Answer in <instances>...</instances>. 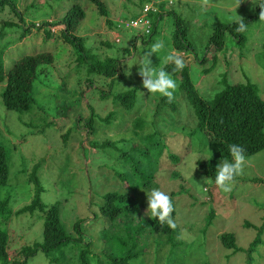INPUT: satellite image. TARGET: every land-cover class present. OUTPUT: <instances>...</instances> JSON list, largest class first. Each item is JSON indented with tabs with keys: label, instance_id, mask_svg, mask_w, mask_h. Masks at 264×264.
Listing matches in <instances>:
<instances>
[{
	"label": "rangeland",
	"instance_id": "1",
	"mask_svg": "<svg viewBox=\"0 0 264 264\" xmlns=\"http://www.w3.org/2000/svg\"><path fill=\"white\" fill-rule=\"evenodd\" d=\"M102 1L112 27L88 4L75 34L100 58L109 56L119 61L120 69L112 83L86 73L85 64L75 60V53L58 37L60 25H41L59 21L72 3L82 6L84 0H12L16 13L0 4V22H14L4 27L0 36L3 71L23 54L48 51L52 56V63L40 67L33 81L29 110H7L0 100V145L8 165L0 197L9 196L12 211L28 203L33 187L27 178L36 165L42 187L40 199L46 205L58 203L65 231L76 238L72 223L81 220L83 236L79 243H89L86 264H109L107 256L114 252L103 243L101 230L112 228L98 215V196L106 191L127 192L128 183L136 182L133 169L143 173L150 170L149 184L132 192L139 203L132 223L149 218L145 215L146 192L159 188L174 193L173 219L179 234L173 246L163 235L150 234L142 253L129 264H245V249L256 235L254 226L262 230L249 254L251 264H264V148L246 156L247 164L236 177L233 190L223 192L196 165V160L209 156L212 144L203 132L193 131L194 116L183 93L177 88L173 105L160 101L161 95L143 88L138 65L143 52L162 39L165 49L151 57L153 66L162 67L164 55L172 50L175 15L186 28L185 39L192 51L182 54L189 65L190 80L202 98L210 99L224 84L249 81L264 99V21L259 19L261 9L257 10L264 1L240 0L239 4V0H208L203 7L202 0L162 2L164 14L156 20L150 38L140 33V26L113 27L120 18H131L140 11V0ZM241 18H248L241 42L226 37L213 63V48L206 47L212 28ZM25 27L28 30L22 34ZM46 29L51 32L48 38L43 36ZM115 33L118 42L113 39ZM3 87L1 81L0 92ZM133 87L136 97L131 109L113 103L114 92ZM106 116L109 122L104 123ZM153 139L156 142L151 144ZM104 140L115 144L105 148L90 144ZM121 151H125L122 156ZM208 210L213 211V217L205 226ZM38 214L33 211L0 219V226L8 233V259L16 258L21 245L39 241L42 218ZM115 221L121 224L123 219ZM245 222L250 227H245ZM225 231L233 234L236 251L221 245L219 237ZM74 244L61 245L47 255L38 252L21 264H80Z\"/></svg>",
	"mask_w": 264,
	"mask_h": 264
},
{
	"label": "trees",
	"instance_id": "2",
	"mask_svg": "<svg viewBox=\"0 0 264 264\" xmlns=\"http://www.w3.org/2000/svg\"><path fill=\"white\" fill-rule=\"evenodd\" d=\"M151 0H140L139 8L141 10L144 4ZM260 2L264 0H258ZM85 4L82 6L77 2L72 3L59 21L45 22L41 25H60L58 37L66 43L73 53H75V60L79 63H84L87 74H97L104 79H108L110 83L116 78V73L120 69L119 61L114 57L98 55L91 52L83 45V38L75 34L77 23L82 20L84 15L85 5H93L100 15L105 16V22L110 27L111 22L107 18V10L102 0H84ZM162 2L155 4L157 12H148L150 18V30L147 38H150L154 32V24L160 18L164 11L162 9ZM1 5H8L9 8L16 13V7L12 0H0ZM154 6V5H153ZM260 7H257L259 12ZM133 13L131 18L139 15ZM171 13L170 11H167ZM20 19V17H18ZM125 19V18H120ZM240 20V19H239ZM236 21L217 23L211 30L207 37V46L213 48L212 59L215 62V52L224 44L226 37L232 38L236 42H241V32H237L238 26ZM244 22L248 18H243ZM20 21V20H19ZM14 22L1 20L0 22V36L3 35L4 27H10ZM52 23V24H51ZM175 28L171 32L170 44L171 49L180 53L184 50L192 51V47L185 39L186 28L183 20L174 15ZM116 24H113L115 27ZM28 28L21 29L22 34ZM48 29L43 32L44 38L50 36ZM142 35H144L142 33ZM143 43V40H142ZM104 45H107L104 42ZM201 61L204 60L201 56ZM52 63L51 53L48 51H37L21 55L18 59L10 63L8 68L3 71L2 63L0 61V82L4 81V87L0 92V100L3 107L7 110H29L33 105V99L30 94L33 81L36 78L39 68ZM165 70L168 71L176 79L178 83V90H180L187 103L192 109L194 116L193 131H200L208 138L212 144V152L204 160H196L198 169L202 174L215 182L216 167L221 160H232L229 145L239 144L245 149V155L250 156L260 149L264 148V99L258 96L255 85L249 81L233 82L224 84L223 87L217 91L210 99L202 98L198 93L189 76V65L186 63L182 71L173 72L174 65L168 64ZM225 75H223L224 77ZM104 94L101 93V96ZM113 103L117 104L123 109H131L136 97V89L130 88L123 91H116L112 94ZM160 101L165 104L173 105L166 97H160ZM172 107V106H171ZM172 109V108H171ZM110 116V115H109ZM103 119V122H109L108 117ZM88 124L91 125V118H88ZM88 130H90L88 128ZM192 133V132H191ZM158 137L157 134H155ZM151 144H153V141ZM91 146L94 148H105L112 146L115 143L108 140L92 141ZM150 144V145H151ZM149 146V145H148ZM125 151H121L122 156ZM178 159H175V163ZM37 166L33 165L28 175L27 181L32 184V196L28 203L22 205L15 211L8 207L9 196L4 195L0 197V219L7 220L12 214L20 215L24 213H31L33 211L39 212L38 216L42 218V225L40 230L39 241H33L30 244L21 245L16 251V258L8 259V233L5 228L0 226V264H21L25 263L30 257L41 252L45 255L49 252L58 249L61 245L75 242L74 245L78 248V258L80 264H86V256L88 253L89 243L81 245L83 233L79 227L81 220L77 218L72 223V230L77 235L74 238L71 234L65 231V228L59 220V206L57 202L46 205L40 199L42 187L36 174ZM132 176L136 182L128 183L127 192L106 191L98 196L100 203L97 205L98 215L110 222L111 228L105 227L101 230V238L103 243L107 244L114 252V255L107 256L109 264H129V260L137 257L145 248V239L150 234L157 233L163 235L165 240L174 245L177 240L179 229L169 227L167 223L161 224L158 219L148 218L136 219L132 223V218L137 214L139 203L134 198L132 192L139 186L149 184L151 171L140 172L136 168L132 170ZM8 178L7 158L3 147L0 145V187L5 185ZM172 199L174 193L169 192ZM173 205L174 201L172 199ZM174 217V211L172 218ZM213 217V211L208 210L204 225H209ZM117 218H122L123 222L117 224ZM245 227H250V224L245 222ZM256 235L245 249L247 257L245 264H251L250 251L258 243V232L262 227H255ZM219 240L224 248L236 251L238 248L235 245V239L231 232H222ZM142 241L141 246L138 242Z\"/></svg>",
	"mask_w": 264,
	"mask_h": 264
},
{
	"label": "clouds",
	"instance_id": "3",
	"mask_svg": "<svg viewBox=\"0 0 264 264\" xmlns=\"http://www.w3.org/2000/svg\"><path fill=\"white\" fill-rule=\"evenodd\" d=\"M207 4L208 0H202V7ZM259 7L261 9L259 19L264 21V3L259 4ZM237 24V32L247 30V24L243 18ZM164 49L165 42L162 39H158L143 52V56L138 64L139 75L142 78V86L148 93L159 94L171 102L174 99L178 83L173 75L165 70V67L156 68L153 66L151 60L153 54L157 55ZM168 64L174 65L173 72L182 71L186 66L184 55L175 50L168 51L163 57V65L167 66ZM229 151L232 160H221L216 167L215 175V184L225 193L233 190L236 177L243 173L247 164L245 149L241 145L231 144L229 145ZM146 196L147 209L145 210V215L158 219L161 224L167 223L169 227L175 229L176 223L172 218L174 205L169 193L159 188H153L146 192Z\"/></svg>",
	"mask_w": 264,
	"mask_h": 264
},
{
	"label": "built area",
	"instance_id": "4",
	"mask_svg": "<svg viewBox=\"0 0 264 264\" xmlns=\"http://www.w3.org/2000/svg\"><path fill=\"white\" fill-rule=\"evenodd\" d=\"M159 1H165L170 3V0H151L147 4H144L139 12V15L135 18H125L117 20L115 27L120 28L123 27L125 29H135L140 26L141 32L143 34H148L150 30V18L148 17V12H157L156 3ZM154 5V6H153ZM113 39L115 42H118V34L113 35Z\"/></svg>",
	"mask_w": 264,
	"mask_h": 264
},
{
	"label": "crops",
	"instance_id": "5",
	"mask_svg": "<svg viewBox=\"0 0 264 264\" xmlns=\"http://www.w3.org/2000/svg\"><path fill=\"white\" fill-rule=\"evenodd\" d=\"M58 26V25H57Z\"/></svg>",
	"mask_w": 264,
	"mask_h": 264
}]
</instances>
